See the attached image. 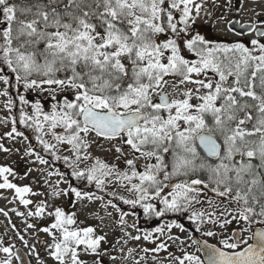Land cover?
<instances>
[{
    "label": "snow or ice",
    "instance_id": "6c2138e0",
    "mask_svg": "<svg viewBox=\"0 0 264 264\" xmlns=\"http://www.w3.org/2000/svg\"><path fill=\"white\" fill-rule=\"evenodd\" d=\"M245 2L237 11L252 13L247 23L222 12L212 24L241 37L220 42L197 28L216 0H0V97L10 114L0 139L28 141L20 159L49 166L37 192L13 180L39 169L21 176L0 165V190L27 210L11 211L48 238V261L29 251L36 264H141L135 246L111 253L129 240L154 244L145 254L168 252L171 241L180 255L169 252L168 264H264V4ZM26 93L46 94L50 107ZM0 152L12 148L0 143ZM137 208L186 216L194 231L173 219L133 235L126 217ZM106 218L122 232L114 242ZM14 247L0 241V264H25Z\"/></svg>",
    "mask_w": 264,
    "mask_h": 264
},
{
    "label": "rangeland",
    "instance_id": "374dc122",
    "mask_svg": "<svg viewBox=\"0 0 264 264\" xmlns=\"http://www.w3.org/2000/svg\"><path fill=\"white\" fill-rule=\"evenodd\" d=\"M211 1V0H209ZM210 5V3H209ZM210 8V7H209ZM245 9H252L255 8L257 11H261V8L256 7V6H251V5H244ZM213 11V10H212ZM224 13L227 15V17L230 19L232 17L239 18L240 21L245 22L249 21L252 19V13L250 11H245L241 10L240 13H234V12H226L224 11V6H219L218 8L215 9V12H213L212 20L208 23H205L206 26L208 27L209 25L212 26L214 22H216L217 17L220 16L221 13ZM200 23H203L201 21H198ZM225 24H218L217 28H213L214 32H216L217 37L219 38H228L229 35L225 31H220L219 29H224ZM3 100L4 98L0 97V136H2L6 131L10 130V124L6 125L3 123V121L9 116V114L6 112L3 106ZM0 143L5 144L6 147L12 148L11 153H3L0 152V165H10L11 167L14 168V170L19 173L21 176L24 175L25 170L28 167H34L36 169H39L40 171H34L33 173L29 174L27 178L21 180L19 178H16L13 180L14 183L17 185H30L33 187V189L37 192L45 191L44 185H43V175L42 171L48 168L49 166H44V165H29L25 161H22L20 159V156L22 155L24 149L26 148V144L23 142L21 143L20 140H8L6 137L3 139H0ZM19 148L20 152H16V149ZM32 159H35L34 157ZM27 160V158H25ZM37 181L39 183H37ZM34 201L42 200L44 199L43 196L40 197H33L32 198ZM66 200V198H65ZM57 203H65V201H57ZM34 207V206H33ZM93 207L99 209V204L93 205ZM15 208L17 211L20 212H26L27 210L19 204L18 201L14 200V194L11 190H0V209H2L4 212H7L8 215L5 216L3 215V212H0V236H3V238L9 242V244H12V242H16L19 244L20 247L23 248L25 256L27 255L29 258V263L30 264H36V253H33L29 255V251L32 247H35L37 249V252L39 255L46 261L49 260L47 256V252L45 249L43 241L47 240L48 238L45 236L44 233H38L35 229H26V217L22 216H17L15 212L11 211V209ZM66 210L71 212L73 210L71 204H67ZM100 214L103 215V209H99ZM82 219L85 217H81ZM87 219V224L92 225V224H99L98 220L92 219L90 216L86 218ZM134 218H129L127 217L126 220L130 224L129 220ZM27 222H32L36 223L38 226H44L45 222L42 220H36L35 218H30L27 220ZM136 222V221H135ZM105 224L107 227L105 228V231L108 232V239L110 242H114L115 239L119 238L122 236V232L119 228V226L115 225L112 221L111 218H106L105 219ZM129 232H131L133 235H136L137 232L134 228H128L127 229ZM174 234L180 235L181 238H185V234L179 233L178 230H173ZM17 232H19L20 236H23L24 240L28 241V247H25L24 245V240H21L17 236ZM5 236V237H4ZM166 238V237H165ZM132 240L128 241V244L125 246L124 253H121L119 251L120 245H116L115 249H111V253L118 258L121 257L122 255L126 254L127 252V247H129L130 243ZM157 243L160 241L157 240ZM123 243V241H122ZM168 244V251H173L175 253H179L178 248L175 244H173L171 241H167ZM139 246H143L144 243L142 244H136ZM149 247L150 249L153 248L155 245L152 243L147 242L145 245ZM108 247V246H105ZM167 252L161 251L160 253H153L149 252L147 254H133L136 259H139L141 256H144L145 259L141 261V264H157L159 262H162L166 257H167ZM155 257V260L153 259ZM165 257V258H164ZM27 258V257H26ZM27 258V260H28ZM166 260V259H165ZM147 261V262H144ZM49 264L51 262L49 261ZM104 264H113L107 257L104 258ZM115 264H128L127 261L118 259Z\"/></svg>",
    "mask_w": 264,
    "mask_h": 264
},
{
    "label": "trees",
    "instance_id": "16d2710c",
    "mask_svg": "<svg viewBox=\"0 0 264 264\" xmlns=\"http://www.w3.org/2000/svg\"><path fill=\"white\" fill-rule=\"evenodd\" d=\"M20 91L23 92V89H21ZM25 95H26V98L29 99L30 103L35 102V100L39 99L41 101V103L45 105L46 108L50 107V101L48 99H46V94L26 93ZM13 96H15V91H13ZM18 107H19V102L17 101V107L14 108V112L16 113L17 119H18V115H19ZM17 126H18V128H20L21 131H25L26 135H28L30 137V143L33 145L34 150L37 153H39L40 155L44 156L46 159H50V157L42 151L41 146L36 142L33 133L27 129L21 128L19 125H17ZM18 140L21 141V138H18ZM24 143L27 145L29 142L25 141ZM53 166L59 167L62 171H67L64 168L63 164L58 162V161L54 162ZM72 183H75V181H73ZM93 191H94V189H93ZM124 207H125L126 211L130 210L127 208V206H124ZM129 218L135 219V221L137 223V227L139 228V231H141L142 233L154 231V229L156 227H158L160 224L168 223L173 219H175V220H177V222L183 224L188 231H194L192 225L187 220L186 216L176 217V216H173L172 214H169V215L162 217L160 219H156L154 217L153 218H147L144 216L142 209L137 208L135 210L134 215L130 216ZM196 235H199V234H196Z\"/></svg>",
    "mask_w": 264,
    "mask_h": 264
},
{
    "label": "flooded vegetation",
    "instance_id": "af4514ba",
    "mask_svg": "<svg viewBox=\"0 0 264 264\" xmlns=\"http://www.w3.org/2000/svg\"><path fill=\"white\" fill-rule=\"evenodd\" d=\"M209 3H210V5L209 6H211V1H209ZM216 3L219 5V6H224V11H226V12H234V13H236V15H237V13H240V11L238 12L237 10L238 9H240V0H231V3H232V5H233V7L231 8V9H229V7H228V4H229V0H216ZM261 4H264V0H257V3H253L252 2V0H246V2H245V4L244 5H251V6H256V7H259L260 8V5ZM209 10H213V9H211V7L209 8ZM213 12H215V9L213 10ZM230 19H233V20H240L239 18H236V17H232V18H230ZM242 22V21H241ZM244 23H247V21H245ZM228 26L227 25H225L224 26V29H225V32L229 35V37L228 38H219V37H217V35H216V32H214V30H213V27L212 26H206V24L205 23H200V22H198L197 23V28L198 29H201L202 31H204L206 34H208V35H210L214 40H218V41H220V42H230V41H232V40H237V39H241V37H238V36H236V35H234V34H232V33H228L227 31H226V28H227ZM237 29H238V26H237ZM129 222H130V224H132L133 222H135L133 219H130L129 220ZM135 224H136V226H137V223L135 222ZM137 234H139V235H141V236H143V234L144 233H142L141 231H139ZM136 234V235H137ZM5 237V236H4ZM0 241H3L4 242V245L5 246H9V245H14L15 247H14V251H18L19 252V254L24 258V255H22V254H24V250H23V248L22 247H20L19 246V244H17V241L14 243V242H12V244H9V242L8 241H6L4 238H3V236H0ZM143 244L144 243V245L143 246H139V245H136V244ZM147 244V242L146 241H143V240H141V241H132L131 243H130V245H129V247H132V246H135L136 247V253H134V254H145V253H143L142 251H141V248L142 247H147V246H145ZM149 248V247H148ZM150 249V248H149ZM173 253V254H175V255H177V256H179L180 254L179 253H175V252H173V251H168L166 254H167V256H168V253ZM3 256V254L2 253H0V257H2ZM27 256V255H26ZM27 258H28V256H27ZM165 258V257H164ZM28 261H29V258H28ZM144 262H147V261H144ZM13 264H15V261L13 262ZM157 264H168V262H167V260H163L162 262H159V263H157Z\"/></svg>",
    "mask_w": 264,
    "mask_h": 264
},
{
    "label": "water",
    "instance_id": "95a60500",
    "mask_svg": "<svg viewBox=\"0 0 264 264\" xmlns=\"http://www.w3.org/2000/svg\"><path fill=\"white\" fill-rule=\"evenodd\" d=\"M22 255H24V254H22ZM23 259L25 261V264H30L25 255H24V258Z\"/></svg>",
    "mask_w": 264,
    "mask_h": 264
}]
</instances>
